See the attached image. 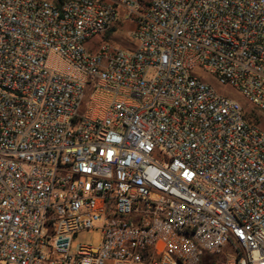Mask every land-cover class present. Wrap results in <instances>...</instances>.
<instances>
[{
    "label": "built area",
    "instance_id": "1",
    "mask_svg": "<svg viewBox=\"0 0 264 264\" xmlns=\"http://www.w3.org/2000/svg\"><path fill=\"white\" fill-rule=\"evenodd\" d=\"M209 79L264 115V0H0V264H264V130Z\"/></svg>",
    "mask_w": 264,
    "mask_h": 264
},
{
    "label": "rangeland",
    "instance_id": "2",
    "mask_svg": "<svg viewBox=\"0 0 264 264\" xmlns=\"http://www.w3.org/2000/svg\"><path fill=\"white\" fill-rule=\"evenodd\" d=\"M133 24H125L123 21H119L116 25L115 32L106 35L105 41L121 47L124 50L132 51L135 49L136 43L131 38V32L133 31ZM103 36H97L87 42V47L91 50H96L97 47L103 42ZM211 85L219 93L229 96L238 100L246 112V116L250 122L258 126L261 130H264V115L259 113L256 106L245 99L241 93L230 86L221 87L212 79H209ZM101 235L97 231H86L81 234L76 239V243H90L92 245H99L101 241ZM228 251V250H227Z\"/></svg>",
    "mask_w": 264,
    "mask_h": 264
}]
</instances>
